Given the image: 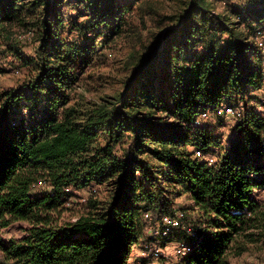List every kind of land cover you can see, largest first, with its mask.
Listing matches in <instances>:
<instances>
[{"label":"trees","instance_id":"trees-1","mask_svg":"<svg viewBox=\"0 0 264 264\" xmlns=\"http://www.w3.org/2000/svg\"><path fill=\"white\" fill-rule=\"evenodd\" d=\"M154 2L0 0V42L28 71L18 89L0 88L2 264H129L148 224L163 230L167 217L180 220L168 238L191 248L177 264H231L264 240V100L252 95L264 87V0H186L158 18ZM20 32L31 59L15 48ZM123 40L142 70L121 94L74 101ZM233 105L227 145L222 122L194 126ZM94 185L63 222L72 190ZM17 223L26 235L4 242Z\"/></svg>","mask_w":264,"mask_h":264},{"label":"rangeland","instance_id":"rangeland-1","mask_svg":"<svg viewBox=\"0 0 264 264\" xmlns=\"http://www.w3.org/2000/svg\"><path fill=\"white\" fill-rule=\"evenodd\" d=\"M156 15L163 17L166 15H175L179 13V9L183 7V2L186 0H153ZM235 6L239 5V0H230ZM238 3V4H237ZM218 12L225 13V6L223 3L216 4ZM158 15V16H157ZM139 26V23L136 24ZM154 28L153 25H149L146 33ZM15 48L20 51L23 58L31 59L34 57L35 44L33 43L32 36L30 34H24L23 32L14 35ZM130 44L120 41L118 44H113L111 48H106L104 54L108 56V63L105 67L96 66L84 75L79 83L76 91L73 93L74 101L81 99L88 100L90 102H98L101 98L107 96H114L123 93L126 82L136 73V70H142L143 61L136 60L137 64L133 65L132 51ZM98 48H103V45L99 44ZM264 55V51H262ZM134 56V54H133ZM161 59H163V50H160ZM162 68V67H161ZM28 74L27 68L22 65V61L16 56L7 52V48L2 46L0 42V88L1 89H18L21 87ZM253 96L259 97L264 100V87L254 91ZM235 108H239L240 105H233ZM227 107V106H224ZM237 117L223 114L221 112L211 113L210 118L206 121V125L217 126L220 122L224 124V127H220L219 133L222 137V141L227 145L232 138L233 130L232 126L235 123ZM216 128V129H217ZM209 162L216 160V157L208 156L206 158ZM99 186H92L91 188L81 191L72 190L73 197L70 207L63 217L62 221L65 223L74 222L77 220L81 213V204H84L89 197L93 196ZM264 198V194L261 196ZM177 204L181 206H190L191 202L187 201L186 197H182L177 200ZM182 212L181 210L179 213ZM168 218V217H167ZM162 225L159 223H149L146 229L145 238L138 246H133L132 254L129 264H176L177 258L175 257V247L178 244H184L182 240H170L168 236H163ZM27 224L17 223L4 229L1 233V239L4 242H10L11 240L20 239L26 235L25 229ZM258 249L254 252L246 253L241 257L232 258L231 264H264V240L258 245ZM156 248H162L165 251L166 257L157 260L153 257L154 250ZM2 253L0 252V264L2 261Z\"/></svg>","mask_w":264,"mask_h":264},{"label":"built area","instance_id":"built-area-1","mask_svg":"<svg viewBox=\"0 0 264 264\" xmlns=\"http://www.w3.org/2000/svg\"><path fill=\"white\" fill-rule=\"evenodd\" d=\"M256 38L258 40L260 48L264 51V41H263L264 33L259 31L257 33ZM218 111L223 113V114H226V115H230L233 117H236V116L239 117L241 115L242 109L240 110V109H236V108L231 107V106H227V107L220 108ZM210 115H211L210 111L204 112L202 114V116L200 117V119L194 123V126L200 127L202 125L203 121L208 120L210 118ZM210 164H213V161H211ZM179 226H180L179 218H177V219L165 218L164 219V228L162 230V235L168 236L173 229H175ZM188 231L190 232V229ZM164 250L162 248H156L154 250L153 257L157 260L165 258L166 254H165ZM190 251H191V248L187 244H178L175 247V257L178 259L176 264L179 263L181 260H183L189 254ZM165 264H168V263H165Z\"/></svg>","mask_w":264,"mask_h":264}]
</instances>
